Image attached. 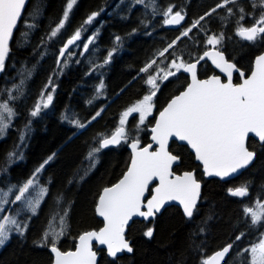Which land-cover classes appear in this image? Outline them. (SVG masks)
<instances>
[{
    "label": "trees",
    "instance_id": "16d2710c",
    "mask_svg": "<svg viewBox=\"0 0 264 264\" xmlns=\"http://www.w3.org/2000/svg\"><path fill=\"white\" fill-rule=\"evenodd\" d=\"M251 2L257 4L255 10L250 0H237L235 4H229L233 15H229L226 8H218L211 16H206L200 26L192 29L187 37H181L173 49L159 56L158 53L168 43L191 27L194 20L221 3V0H157L161 14L155 16L150 8L134 4L133 0H77L70 11L66 30L54 39H48L50 29L62 18L67 0H39L42 15L35 18L28 14L36 6L37 0L29 1L10 44L5 71L0 75V89L19 84L21 79L27 77V70H31L32 74L25 80V94L14 102L18 116L6 138L0 139V164L5 163L6 153L19 143L20 132L29 119H32V130L19 149L24 159L17 160L10 168L13 182L25 181L50 154L64 143L65 146L45 166L40 176L42 184L47 185L49 178L51 180V184L47 185L50 189L48 196L38 213L27 221L28 228L24 235L13 232L6 245L0 248V264H52L50 246L41 247L39 242L51 215L62 211L69 204L71 208L67 217V232L57 244L63 251L75 249L83 232L98 230L103 226L96 212L98 198L103 188L118 182L127 170L131 158L127 146L131 139L138 137L142 145L148 144L150 128L157 113L189 83V77L182 69L163 83L157 80L162 87L154 98L153 114L139 128L135 127L139 124V115L130 116L125 125L130 133L129 141L102 149L97 154L95 166L90 167L92 162L86 157L92 148L98 147L99 134L110 135L114 132L119 126L121 113L149 94L151 86L145 83L149 74L155 75L159 69L168 71L176 55L183 54L185 61L194 62L204 51L212 48L206 44L207 36L220 32L224 33L225 38L222 47H217L239 68L251 72L255 57L264 51V40L253 43L236 33L240 7L244 8L246 14L255 12L254 16L246 15L241 21L244 26L251 25L264 11L259 7V0ZM170 5L174 6L173 12L183 9L187 13L184 24L178 28L167 27L162 22V12ZM92 12H99L94 24L96 30H99L95 43L89 45V51L81 55L82 44L89 37L82 33L80 47L72 48L74 55H67L58 67L56 61L60 48ZM141 21L147 22V27ZM33 23L37 27L29 29L27 25ZM133 29L137 31L129 35ZM24 32L28 33L26 41L21 36ZM116 35L123 39L111 62L102 68L95 67L103 64L107 52L116 45ZM152 60H156L152 69L148 73L141 72L140 69ZM171 70L175 71L174 68ZM214 73L215 69L208 62L199 67L200 77ZM49 77L55 86L53 103L48 109H42L39 117L30 118V110ZM101 80L105 88L97 94ZM235 81H240L239 76H236ZM53 85L48 86V91H51ZM122 89L124 91L114 98ZM90 99L93 100L91 104L87 103ZM101 109L103 111L100 116L92 120ZM65 115L70 119H79L87 127H76L62 118ZM248 145L257 153L255 162L237 178L224 182L206 179L202 166L195 161L190 149L173 142L170 150L181 156V164L175 168V172L195 171L197 179L204 185L193 217L188 219L179 207L171 206L151 223L134 221L128 232L133 252L111 258L105 250H101L99 264H201L202 260L228 244H232L233 248L224 264H238L236 252L258 243L261 232H264V225L249 228L242 210L243 206H254L257 197L264 202V150H261L260 143L254 138H250ZM247 181L253 182L247 196L229 194L228 189L239 187ZM57 194H63L64 197L59 207L54 203ZM17 207L19 205H9L12 209ZM26 215L22 213L19 219L25 220ZM202 221H206V224H202ZM149 227L154 228L152 238L144 235ZM200 227L205 228L204 233L199 232ZM241 232L245 235L237 241L236 237Z\"/></svg>",
    "mask_w": 264,
    "mask_h": 264
},
{
    "label": "snow or ice",
    "instance_id": "6c2138e0",
    "mask_svg": "<svg viewBox=\"0 0 264 264\" xmlns=\"http://www.w3.org/2000/svg\"><path fill=\"white\" fill-rule=\"evenodd\" d=\"M27 2L28 0H0V73L5 71L10 55V42L13 41L14 33L18 30V24L22 22L21 17ZM133 2L146 9L150 8L153 16L161 14L157 0H133ZM236 2L237 0H221V3H218L209 12L194 20L191 27L186 28L180 36L168 43L167 47L158 55L164 56L165 53H168L181 37H187L192 29L200 26L201 21L205 20L206 16L215 13L218 8H226L228 14L233 15V9L228 5ZM76 3L77 0H67L63 16L56 26L50 29L48 39L57 38L58 34L66 30L65 26L69 21L70 11ZM250 3L255 10L257 4L251 0ZM173 7L170 5L162 12L164 25H179L185 19L187 13L183 9L173 13ZM259 7L264 9V0H259ZM238 11L240 15L237 21V35L253 43L264 40V11H261L258 18H255L249 26H244L241 21L245 19L246 15L254 16L255 12L246 14L243 7H240ZM28 15L32 18L42 15L39 0ZM98 15L99 12H92L88 15L83 24L75 29L70 38L66 40L59 50V57L56 61L58 67L61 64L60 58L65 57L66 52L69 57L74 55L69 51V47L73 45L80 47L76 42L82 40V33L87 31L86 25H90ZM141 23L147 27V22L141 21ZM27 27L34 29L37 25L33 23L28 24ZM136 31L133 29V33L129 35ZM98 33L99 30L83 42L81 55L89 51V45L95 43ZM21 36L26 41L28 33H21ZM224 38L223 32L213 33L206 38V44L211 45L212 48L204 51L203 55L196 58L194 62L185 61L183 54L176 55L171 60L168 71L159 69L155 75L149 74L145 81L151 86L149 94L144 95L141 100L121 113L119 126L114 132L110 135L99 134L98 147L92 148L86 157L92 162L90 167L95 166L98 159L97 154L102 149L110 145H118L121 141H129L130 133L126 130L125 125L131 114L139 113V124L135 126L136 128H139V125L143 124L145 119L152 114L153 98L160 88L157 80L163 83L169 77L176 76V73L181 69L191 74L190 82L159 112V118L156 119L155 125L151 129L152 140L157 144V149L150 151L152 145L141 147L139 138L133 137L131 139L133 154L127 171L117 183L103 188L99 195L96 211L104 217V227L99 231L85 232L80 235L74 251H61L57 244L67 232V217L71 205L69 204L62 211L51 215L50 222L42 233L39 246H50L51 252L55 254L54 264H97V253L93 251L92 247L93 239L101 245H106L108 255L113 258L124 251L131 253L133 247L125 237L129 221L134 216L145 219L155 218L169 201H179L185 217L188 219L193 217L194 211L197 210V203L201 198V183L197 180L194 171H185L181 175H176L172 171L173 164H178L181 161V156L169 151L170 140L174 139L178 143L189 146L194 151L196 160L202 163L206 176L221 178L245 169L255 159L256 151L249 150L247 144L250 133L258 137L261 150H264V52L255 57L251 74L245 78V73L237 67V64L226 58L225 52L217 47H222ZM122 39L119 35L114 37L116 45L107 52L103 64L95 67L102 68L111 62ZM205 57L211 58L216 67L226 74L227 82H222L218 75H212L207 79H198L197 65ZM154 64H156V60H152L140 71L148 73ZM64 66H67L66 62ZM173 68L175 71L171 70ZM161 72L163 75H160ZM234 72L241 77V83H233ZM31 74V70H27V77H30ZM27 77L21 79L19 84H13L11 88L0 89V96L7 97L0 99V139L6 138L18 116L14 102L25 94L23 86ZM49 85H53L51 77L30 110V118L39 117L42 109H48L52 105V93L55 92V86L53 85L51 91H48ZM104 88L105 84L101 80L96 90L97 94H100ZM45 93L47 94L45 95ZM92 102L91 99L87 101L89 104ZM102 111L103 109L97 111L92 120L100 116ZM62 118L78 128L87 127L79 119H70L67 115ZM88 123L90 124L91 121ZM31 124L32 119H29L20 132L19 143L13 150L6 153L5 163L0 164V248L6 245L13 232L24 235L28 228L27 221L38 213L41 204L49 194L50 189L47 185L51 184V180L49 178L47 185L42 184L40 176L45 166L56 157L55 152L36 167L25 181L13 182L11 180V166L17 160L24 159L23 153L19 149L32 130ZM80 178L83 179V177ZM157 178L158 186L149 193L150 199H146L145 193L148 192L150 182ZM71 182L70 180L69 183ZM252 183V181H247L239 187L228 189V192L232 196L245 197L249 194V187ZM63 200V194H57L54 197L57 207L62 204ZM9 205H19V207L12 209L9 208ZM6 209L7 214H5ZM242 210L249 228H259L264 225V202L259 197L256 198L254 206H243ZM22 213L27 214L25 220L19 219ZM202 224H206V221H202ZM199 232L204 233L205 228L200 227ZM153 234L154 228L152 227L147 228L144 232L147 238H152ZM244 235L245 233L241 232L236 240L239 241ZM232 247V244H228L222 250L202 260L201 264H220ZM245 254H247L246 259H244ZM236 261L238 264H264V232H261L258 243L236 252Z\"/></svg>",
    "mask_w": 264,
    "mask_h": 264
},
{
    "label": "water",
    "instance_id": "95a60500",
    "mask_svg": "<svg viewBox=\"0 0 264 264\" xmlns=\"http://www.w3.org/2000/svg\"><path fill=\"white\" fill-rule=\"evenodd\" d=\"M29 1L30 0H28V2L26 3V5H25V9H26V7H27V5H28V3H29ZM25 9H24V11H25ZM176 12V11H175ZM174 13V12H173ZM183 14V13H182ZM23 16V15H22ZM22 18V17H21ZM185 20H186V16H185V19L183 20V21H181V23L179 24V25H166L167 27H171V28H178V27H180L182 24H184V22H185ZM78 42V41H77ZM76 42V43H77ZM10 44H11V42H10ZM74 46L75 45H73V46H70L69 47V51L72 49V48H74ZM63 47V46H62ZM61 47V48H62ZM211 49V48H210ZM210 49H208V50H210ZM264 52V51H263ZM67 52L65 53V57L67 56ZM261 54V53H260ZM259 54V55H260ZM203 55V54H202ZM201 55V56H202ZM225 56H226V58H227V55H226V53H225ZM258 56V55H257ZM65 57H63V58H60L61 59V62L63 61V59L65 58ZM255 60V59H254ZM204 62H208V63H210L212 66H213V68L215 69V74H212V75H218V76H220L221 77V80H222V82H227V79H226V74L225 73H223L219 68H217L216 67V65L213 63V61H212V59L211 58H209V57H205L203 60H201L200 61V63L197 65V77H198V79H207L208 77H210V76H212V75H210V76H207V77H200V75H199V67H200V65L202 64V63H204ZM238 67V66H237ZM253 67H254V62H253ZM253 67H252V69H253ZM239 68V67H238ZM241 69V68H240ZM244 73H245V78L247 77V76H249L250 74H251V72L250 73H247L245 70H243V69H241ZM182 71H183V69H182ZM252 71V70H251ZM184 72V71H183ZM188 77H189V82H190V80H191V74L190 73H187V72H184ZM2 73H0V75H1ZM236 76H239V74L238 73H236V72H234L233 73V83L234 84H237V83H241L242 82V79H241V77L239 76V78H240V81L239 82H236L235 81V78H236ZM127 87V86H126ZM125 87V88H126ZM124 88V89H125ZM124 89H122L118 94H116L115 96H114V98L115 97H117L122 91H124ZM184 90V89H183ZM182 90V91H183ZM181 92V91H180ZM179 94V93H178ZM178 94H176V95H178ZM175 96V95H174ZM173 96V97H174ZM114 98H112L111 99V101L114 99ZM111 101H109V103L111 102ZM170 101V100H169ZM168 101V102H169ZM108 103V104H109ZM166 106H167V104H166ZM165 106V107H166ZM163 110V109H162ZM162 110H160V111H162ZM159 111V112H160ZM159 112L157 113V115H156V117H155V121H156V119H158L159 118ZM154 125H155V122H154V124H153V126H151V128H150V131H151V129H152V127H154ZM250 138H254L255 140H257L258 141V137H256L255 136V134H249V138H248V141H247V144H249V140H250ZM173 142H176L174 139L173 140H170L169 141V151H171L170 150V147H171V145H172V143ZM121 143H122V141H121ZM120 143V144H121ZM178 143V142H177ZM120 144H118V145H110V146H108L107 148H109V147H116V146H119ZM179 144H181V145H184V144H182V143H179ZM148 145H152V147L150 148V151H155L156 149H157V144L152 140V132H151V136H150V142L148 143V144H146V145H142V143L140 142V146L141 147H145V146H148ZM65 146V143L62 145V146H60L56 151H55V153H56V155L60 152V150L61 149H63V147ZM186 146V145H185ZM189 149H190V151L194 154V151L189 147V146H187ZM107 148H104V149H107ZM127 149H128V151L130 152V154H131V157H132V154H133V150H132V148H131V142L128 144V146H127ZM249 150H251L250 148H249ZM174 154V153H173ZM194 156H195V154H194ZM255 160H256V157H255V159L250 163V165H248L245 169H241V170H238V172L237 173H234V174H231L230 176H228V177H224V178H221V177H218V176H206L205 174V178L206 179H208V180H210V179H219V180H221V181H224V182H226V181H230V180H233V179H235V178H237L238 176H240L247 168H249L254 162H255ZM195 161L198 163V164H200L201 166H202V170H203V165H202V163L200 162V161H197L196 160V158H195ZM130 162H131V158H130V161H129V165H130ZM181 164V161L178 163V164H173V168H172V171L176 174V175H181L182 173H177V172H175V168L177 167V166H179ZM129 165H128V167H129ZM128 169V168H127ZM127 171V170H126ZM125 171V172H126ZM185 172V171H184ZM195 172V171H194ZM203 172H204V170H203ZM196 175V174H195ZM197 178V177H196ZM198 180V179H197ZM117 183V182H116ZM200 183H201V195H202V189H203V182L202 181H200ZM158 184H159V180H158V178L157 179H154L153 181H151L150 182V184H149V189H148V192H146L145 193V198L146 199H150V195H149V193H151V192H153L154 191V188L156 187V186H158ZM112 186V185H111ZM108 187H110V186H108ZM200 201V200H199ZM199 201H198V203H199ZM98 203V202H97ZM198 203H197V205H198ZM171 206H177V207H179L181 210H182V205L179 203V201H169V202H167L166 204H165V206H164V208L161 210V212L160 213H158L156 216H155V218H147V219H145L144 217H140V216H134L133 218H132V220L131 221H129V224H128V226L126 227V230H125V237H126V239H128L129 241H130V243H131V245H132V241L129 239V237H128V232H129V228L132 226V224H133V222L134 221H145V222H147V223H151L153 220H155L156 219V217L158 216V215H161L167 208H169V207H171ZM183 211V210H182ZM97 212V211H96ZM97 215H98V217L103 221V226L101 227V228H103L104 227V225H105V220H104V217H102V216H100L99 215V213L97 212ZM100 228V229H101ZM100 229H98V230H96V229H93V230H88V231H85V232H90V231H99ZM85 232H83V233H85ZM82 233V234H83ZM81 234V235H82ZM77 243H78V241H77ZM58 247V246H57ZM92 247H93V251H95L96 253H97V264H99L100 263V259H101V253L99 252V251H101V250H105L106 252H107V246L106 245H101V244H99V242L98 241H96L95 239H93V242H92ZM60 248V247H59ZM233 248V247H232ZM49 250H50V247H49ZM60 250L61 251H63L61 248H60ZM75 249H72L71 251H74ZM219 250H222V249H219ZM218 250V251H219ZM231 251H232V249H230V251H229V253L224 257V260H222L221 262H220V264H224L225 262H226V260H227V258H228V256L230 255V253H231ZM50 252H51V250H50ZM133 252V251H132ZM131 252V253H132ZM217 252V251H216ZM52 253V252H51ZM124 253H127V254H131V253H129V252H127V251H124V252H122V253H119L118 254V256L117 257H120V256H122ZM215 253V252H214ZM213 253V254H214ZM108 254V253H107ZM212 254V255H213ZM52 255H53V263L52 264H54V258H55V254L54 253H52ZM211 255V256H212ZM111 257V256H110ZM116 257V258H117ZM111 258H113V257H111Z\"/></svg>",
    "mask_w": 264,
    "mask_h": 264
},
{
    "label": "rangeland",
    "instance_id": "374dc122",
    "mask_svg": "<svg viewBox=\"0 0 264 264\" xmlns=\"http://www.w3.org/2000/svg\"><path fill=\"white\" fill-rule=\"evenodd\" d=\"M99 16V15H98ZM98 16L96 17V18H98ZM96 18L93 20V22L90 24V25H87L86 27H87V31L86 32H83V34H88L89 36H91L93 33H95L97 30H96V26H94V24L96 23ZM83 34H82V38H83ZM79 43H80V41H78L76 44H78L79 45ZM74 48H77L76 46H74ZM70 52H71V50H70ZM68 55V54H67ZM62 63V62H61ZM161 86V85H160ZM53 94V93H52ZM54 95V94H53ZM0 99H2L1 98V96H0ZM154 99V98H153ZM153 112H154V108H153V111H152V114H153ZM134 114H138L139 115V113H133V114H131L130 116H132V115H134ZM151 114V115H152ZM151 115H149V116H151ZM129 116V117H130ZM148 116V117H149ZM128 117V118H129ZM147 117V118H148ZM146 118V119H147ZM146 119H145V121H146ZM128 120V119H127ZM144 121V122H145Z\"/></svg>",
    "mask_w": 264,
    "mask_h": 264
},
{
    "label": "flooded vegetation",
    "instance_id": "af4514ba",
    "mask_svg": "<svg viewBox=\"0 0 264 264\" xmlns=\"http://www.w3.org/2000/svg\"><path fill=\"white\" fill-rule=\"evenodd\" d=\"M227 58H228V57H227ZM231 61H232V60H231ZM232 62H233V61H232ZM209 64H210V63H209ZM212 67H213V66H212ZM215 73H216V72H215ZM215 73H214V74H215ZM211 75H212V74H211ZM209 76H210V75H209ZM161 87H162V85L160 86V88H161ZM160 88H159V89H160ZM157 92H158V91H157ZM154 98H155V97H154Z\"/></svg>",
    "mask_w": 264,
    "mask_h": 264
},
{
    "label": "bare ground",
    "instance_id": "6f19581e",
    "mask_svg": "<svg viewBox=\"0 0 264 264\" xmlns=\"http://www.w3.org/2000/svg\"><path fill=\"white\" fill-rule=\"evenodd\" d=\"M204 38V37H203Z\"/></svg>",
    "mask_w": 264,
    "mask_h": 264
}]
</instances>
